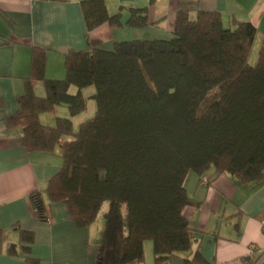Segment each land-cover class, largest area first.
I'll return each instance as SVG.
<instances>
[{
    "label": "trees",
    "instance_id": "16d2710c",
    "mask_svg": "<svg viewBox=\"0 0 264 264\" xmlns=\"http://www.w3.org/2000/svg\"><path fill=\"white\" fill-rule=\"evenodd\" d=\"M106 1L82 2L87 36L104 23L123 24L122 10L109 14ZM128 10V27L150 24L147 7ZM231 21L225 26L218 11L191 18L180 10L171 37L69 51L62 79L45 76L46 51L33 47L25 91L7 125L20 131L27 152L62 159L46 189L29 196L40 221L49 219L48 201H68L77 227L87 228L109 203L97 264L143 262L148 240L154 264L186 253V264H211L193 249L195 230L184 209L198 203L185 189L187 174L213 169L246 184L264 180V34L251 63L257 27ZM34 80L43 81L45 96L35 94ZM88 87L96 105L91 118L77 127L70 118L56 117L54 126L40 121L61 105L72 116L84 112ZM20 242L30 254L34 233L20 229ZM7 253L18 254L17 247ZM263 255L254 249L245 261L258 264ZM27 263L46 264L31 256Z\"/></svg>",
    "mask_w": 264,
    "mask_h": 264
},
{
    "label": "crops",
    "instance_id": "0c3cea01",
    "mask_svg": "<svg viewBox=\"0 0 264 264\" xmlns=\"http://www.w3.org/2000/svg\"><path fill=\"white\" fill-rule=\"evenodd\" d=\"M83 1L0 0V264H28L29 256L46 264H97V245L105 230L103 217L87 228L77 227L68 201H48L47 221H40L31 205L30 194L45 190L62 166L57 153L27 152L20 131H11L6 121L18 112L17 97L25 91L34 46L46 51L45 76L62 79L69 51L88 49L89 44L112 49L114 43L124 40L171 37L180 10L188 11L191 18L201 10L218 11L227 27L234 18L254 24L257 34L251 63L257 60L264 34V0H107L109 14L122 10L123 24L104 23L87 36ZM130 7H147L150 24L128 27L125 21ZM32 86L36 95H46L43 81L34 80ZM69 91L74 94L77 88L72 86ZM93 93L83 90L92 101ZM93 106L96 109L95 103ZM82 114L72 116L69 108L61 105L53 112L41 113L40 121L54 126L56 117L70 118L77 127L87 119ZM203 177L208 181L204 183ZM203 177L190 171L184 182L189 196L198 203L184 209L195 230L193 249L200 248L211 264H247L251 247L264 251V180L246 184L230 174L216 175L213 169ZM20 229L34 233L30 254L20 250ZM11 245L17 247L18 254L7 253ZM188 255L173 257L166 264H186ZM154 263L153 242L148 240L144 261L131 264ZM258 264H264V255Z\"/></svg>",
    "mask_w": 264,
    "mask_h": 264
},
{
    "label": "rangeland",
    "instance_id": "374dc122",
    "mask_svg": "<svg viewBox=\"0 0 264 264\" xmlns=\"http://www.w3.org/2000/svg\"><path fill=\"white\" fill-rule=\"evenodd\" d=\"M256 51L257 50L255 48V53H256ZM86 90L93 92L94 91V87H88V88H86ZM85 98L87 99V109L83 112L82 115H86L87 119H89V118H91L94 115L95 108H93V107H95V106H93V105H94L95 101L94 100L92 101L88 96H85ZM108 207H109V203L108 202L103 205L101 213H100V215L98 217V220L101 221L100 217L104 218V214L103 213L107 211Z\"/></svg>",
    "mask_w": 264,
    "mask_h": 264
},
{
    "label": "built area",
    "instance_id": "2783aa9c",
    "mask_svg": "<svg viewBox=\"0 0 264 264\" xmlns=\"http://www.w3.org/2000/svg\"><path fill=\"white\" fill-rule=\"evenodd\" d=\"M203 182L205 183V182H207L208 181V177H203ZM254 249H256V247H251V252L254 250Z\"/></svg>",
    "mask_w": 264,
    "mask_h": 264
}]
</instances>
